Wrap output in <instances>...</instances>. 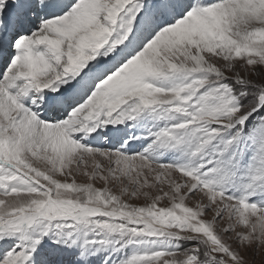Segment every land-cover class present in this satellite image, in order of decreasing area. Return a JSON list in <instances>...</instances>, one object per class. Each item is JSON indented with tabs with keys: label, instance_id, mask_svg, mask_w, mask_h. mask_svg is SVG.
Masks as SVG:
<instances>
[{
	"label": "snow or ice",
	"instance_id": "6c2138e0",
	"mask_svg": "<svg viewBox=\"0 0 264 264\" xmlns=\"http://www.w3.org/2000/svg\"><path fill=\"white\" fill-rule=\"evenodd\" d=\"M0 264H264V0H0Z\"/></svg>",
	"mask_w": 264,
	"mask_h": 264
}]
</instances>
